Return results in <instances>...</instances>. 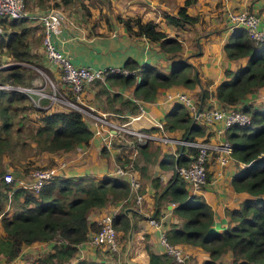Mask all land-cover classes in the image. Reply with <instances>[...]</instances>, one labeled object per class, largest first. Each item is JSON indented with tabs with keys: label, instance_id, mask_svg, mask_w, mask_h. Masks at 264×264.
Returning a JSON list of instances; mask_svg holds the SVG:
<instances>
[{
	"label": "trees",
	"instance_id": "16d2710c",
	"mask_svg": "<svg viewBox=\"0 0 264 264\" xmlns=\"http://www.w3.org/2000/svg\"><path fill=\"white\" fill-rule=\"evenodd\" d=\"M62 3L76 0H60ZM184 0L176 13L163 11L166 23L181 27L198 19L189 14ZM25 7L31 8V0H24ZM57 4V3H56ZM150 39L159 40L160 47L174 55L181 49V42L169 36L165 29L153 20L140 16L126 17L125 25ZM9 29L1 37V47L10 62L0 67V83L12 85H39L43 77L29 65L35 64L36 53L31 47L32 30L36 25L28 18L21 17L5 23ZM37 41L42 33L38 32ZM39 39V40H38ZM33 42V41H32ZM34 43V42H33ZM224 49L231 58L246 56L247 60L234 70L224 71V78L215 87L214 95L224 105H239L250 113L247 124L233 123L226 128V137L231 142V154L235 170L230 183L235 190L247 195L237 207H226L231 222L221 230L212 228L213 209L202 193L189 192L187 181L175 170V163H188L196 154L193 145L177 144L178 152H164L160 166L174 167L168 181L161 184L159 177L147 172L150 160L151 142H137V156L133 166L142 178L150 179L155 187L156 201H174L175 219L165 227V235L173 244H188L201 247L208 257L196 264H222L223 254L229 252L230 264H264V101L245 102L248 93L264 85V39L251 38L243 27H236L224 43ZM36 62V63H34ZM133 72H112L104 81L96 79L95 96L105 94L107 102L119 101V106L107 107L117 113L127 106L131 111L137 108L133 98L111 90L107 84L133 85V96L145 100L155 97L159 88L171 85L192 89L200 81L197 70L186 60L177 59L169 71L148 63L139 64L128 58L123 64ZM46 71V69H45ZM47 72V71H46ZM140 78L137 80L136 75ZM210 92L201 87L196 92V104H207ZM47 102V99H43ZM112 103V102H111ZM54 105L48 108L35 107L21 90L0 87V261L9 262L19 256L23 247L36 241H52V248L32 256L26 264H110L105 260L79 257L72 260L79 243L87 240L92 232L99 229L97 220H89L88 213L93 207L103 206L108 200L125 198L130 191L127 177L116 175L55 174L38 191L14 181H6L3 174L9 166L27 172L33 166L47 167L53 163L54 153L68 151L86 143L92 129L85 119V113L78 109H64ZM163 125L171 130L181 128L182 138L205 139L210 134L208 124L193 120L189 110L181 102H173L164 115ZM148 129V128H147ZM30 150L32 151L30 153ZM45 153L52 158L45 163L36 162L35 157ZM121 163L128 160V153H122ZM32 166V167H30ZM207 171V179H208ZM123 203L112 217L113 226L126 236L134 227L131 215L136 213L125 208ZM159 213L158 206L153 215ZM149 264H180L169 259L164 252L148 248Z\"/></svg>",
	"mask_w": 264,
	"mask_h": 264
},
{
	"label": "crops",
	"instance_id": "0c3cea01",
	"mask_svg": "<svg viewBox=\"0 0 264 264\" xmlns=\"http://www.w3.org/2000/svg\"><path fill=\"white\" fill-rule=\"evenodd\" d=\"M183 3L184 0H76L68 3H62L60 0H31L29 10L34 13H42L55 6L63 11L65 19L60 23L59 30L52 34V39L56 47L66 51L70 55V59L76 64L123 65L128 58H131L139 64L148 63L169 71L177 59L191 63L200 77V81L194 88L188 89L177 85L161 87L151 100L135 98L133 85L107 84L111 90L119 91L123 96L133 98L135 104L144 108L145 112L139 118L131 120L132 125L154 133L160 131L170 137L180 138L183 131L181 128L169 130L163 127L162 130L154 122V120L164 121L166 111L173 104V102L170 103L164 99L165 90L182 89L189 92L195 100L198 89L206 87L210 94L205 104H222L214 95L216 85L224 78L225 70H234L247 60L246 56L231 58L225 52L224 43L234 30L227 26L226 8H249L259 14L258 26L264 29V0H192L186 5V10L189 14L198 16L196 21L185 23L181 27L166 23L162 12L168 11L174 14ZM129 16H140L144 20L149 19L157 22L159 27L165 29L169 36H174L180 40L181 49L175 56L171 55L172 52L165 51L160 47L159 40L150 39L144 34L136 32V25L133 21L131 22L132 29H128L125 25V18ZM29 21L36 25L32 30V47V44L40 43L35 37L41 31V26L35 20ZM5 29V33H7L11 28L8 29L5 26ZM5 33L3 37L6 36ZM36 47L34 44L32 50L38 52V56L35 57L38 59L37 62L42 64L47 71L46 73L56 81L59 90L66 91L67 86L60 80L56 64L46 59L41 44L37 50ZM3 61H7V55ZM96 89V85H88L83 94V101L93 111L116 112L107 106L117 107L119 101L113 99L112 103L107 102L105 94H101L100 98L96 97ZM260 98L264 100V85L254 92L248 93L245 102L260 103L258 102ZM57 107L60 108L59 105ZM50 109L48 108V111ZM127 110L131 111L125 106L122 112ZM85 119L87 120V117ZM221 124L220 121L208 124L207 129L211 132L205 139L217 142L226 137V132L220 134L217 132V128ZM150 142L152 152L150 153L147 172L150 176H158L160 183L164 184L172 175L174 167L160 166V158L164 152L181 153L184 150L178 152L177 144L179 142L177 141H163L155 138ZM121 150L123 151L116 138H113L111 144L106 146L97 136L91 135L86 143H81L71 150L61 153L60 156L64 155L67 159V165L60 170L59 174L81 175L88 173L98 176L112 174L117 163H121L123 159ZM125 152L129 153V151ZM136 152V155L139 156V151ZM215 155L216 153H213L208 161L209 178L207 182L199 190L194 191L189 187L188 190L204 195L213 209L212 228L221 230L231 222L225 208L237 207L247 192L235 190L230 183V176L236 168L234 159H229L227 164L221 165L216 160ZM39 159L37 156L35 161L42 162V159ZM174 166L176 167V163ZM10 169L17 176L25 174L20 168ZM140 178L139 176L141 182ZM142 190L140 201H136L133 195H130L126 200L129 203L128 207H130L127 211L128 214L130 215V210L136 211L131 215L134 227L126 236L117 229L120 235H118V249L112 251L104 245H93L84 240L79 243L72 260L87 257L94 260H105L110 264H149L148 248L159 253L162 251V245L159 242L160 229L148 223L147 215L161 218L164 227H167L176 215L173 212L172 201L168 199L156 201L154 198L155 187L149 178L144 179V181L142 178ZM122 200L123 198L110 199L103 206L91 208L88 219L98 221L106 212L114 211L117 213L122 205ZM157 206L159 213L155 216L153 211ZM1 232L2 227L0 225ZM180 245L190 251L191 254L196 255V263L208 257V252L201 247L188 244ZM51 248L52 241L32 242L23 247L19 256L9 262L1 260L0 264H26L35 254ZM225 254L229 256V252Z\"/></svg>",
	"mask_w": 264,
	"mask_h": 264
},
{
	"label": "built area",
	"instance_id": "2783aa9c",
	"mask_svg": "<svg viewBox=\"0 0 264 264\" xmlns=\"http://www.w3.org/2000/svg\"><path fill=\"white\" fill-rule=\"evenodd\" d=\"M227 26L230 29L243 27L247 34L255 40L264 39V29L258 26L260 16L249 8L228 7L225 11ZM26 17L29 20H35L41 26L42 43L44 56L47 60L56 64L59 70L60 80L66 84L67 90H59L56 81H54L46 72H43V82L39 85H12L9 83H0V87L14 88L23 91L32 104L38 108H49L59 105L64 109H78L85 113L87 121L92 129V135L97 136L103 145H110L113 138H116L121 148V153L127 154L128 160L125 163H117L114 171L110 175L127 177L130 185L129 194L123 198L122 204L133 195L136 201L142 198V192L139 191L141 182L138 172L133 163L137 155L138 142H146L155 138L163 141L172 140L186 145H193L197 148L196 154L188 163L176 164L175 170L187 181L188 187L192 190H199L207 182L208 161L213 153H216V160L219 164H227L229 159H233L231 154V142L227 137L213 142L210 139H187L170 137L162 132L154 133L139 126L131 124V120L139 118L145 111L141 105H137L136 111L107 112L93 111L84 101L83 94L85 88L96 79L104 81L112 72H133L123 65L94 66L90 64H76L70 59V55L56 47L52 34L57 32L60 23L65 19V14L58 7H50L42 13H34L25 7L24 0H0V38L4 35L5 22L12 19ZM8 61L0 63L1 66L7 65ZM140 78L136 75V79ZM47 99V102L43 99ZM164 99L167 102H181L189 110L196 122H205L206 124L220 121L222 124L217 128V132L224 133L226 128L233 124H247L251 121L250 113L244 111L239 105L231 104H209L199 107L193 96L185 90H165ZM112 116H111V115ZM155 125L163 130V121L154 120ZM61 153H54L55 162L47 167L37 166L32 168L22 176L15 175L10 169L4 172L3 178L6 181H14V185H22L38 191L41 186L55 174L67 165V159L60 156ZM260 155H264L262 152ZM123 156V154H122ZM175 204L174 201L171 202ZM114 211L104 213L99 219L100 227L91 233L87 241L93 245H104L109 250L118 249L117 229L113 226L112 217ZM149 224L160 229L159 242L162 245V251L169 259L180 264H189L191 253L180 244H173L168 241L165 235V227L161 218H155L147 215Z\"/></svg>",
	"mask_w": 264,
	"mask_h": 264
},
{
	"label": "rangeland",
	"instance_id": "374dc122",
	"mask_svg": "<svg viewBox=\"0 0 264 264\" xmlns=\"http://www.w3.org/2000/svg\"><path fill=\"white\" fill-rule=\"evenodd\" d=\"M39 40V39H38ZM40 41V43H34V44H36V50H37V48H39V45L42 43V38H41V40H39ZM34 44H33V47H34ZM42 46V45H41ZM42 52L44 53V51H43V46H42ZM36 53V56H38V52L36 51L35 52ZM5 56H6V54L4 53V51H3V48L2 47H0V63L1 62H5V61H3L4 59H5ZM34 60L35 61H38V59L36 58H34ZM34 63H36V62H34ZM38 64H40V63H38ZM29 65L31 66V67H33L34 69H35V71H37L38 72V74H39V76L41 77H43L44 78V74H43V72H46L45 71V68H42V67H40L39 65H35V64H30L29 63ZM40 65H42V64H40ZM55 81V80H54ZM259 101L258 102H261V101H264L262 98H260V99H258ZM32 151L30 150V153H31ZM63 152L64 151H62V152H60V153H62L63 154ZM39 156V158L40 159H42V162L43 161H45V160H52V158L51 157H48L47 159H46V154L45 153H41L40 155H38ZM64 156V155H63ZM53 157V163L52 164H54V162H55V157L54 156H52ZM36 158V157H35ZM39 159V160H40ZM41 162V161H40ZM41 162V163H42ZM45 163V162H44ZM37 166H39V165H37ZM37 166H30V167H32V168H34V167H37ZM10 168H13V169H17L18 167H10ZM10 168H8V169H10ZM32 168H30L28 171H30ZM12 172H13V170L12 169H10ZM27 171V172H28ZM26 172V173H27ZM119 234L117 233V238L120 236H118ZM118 242H119V239H118ZM44 252V251H43ZM36 255V254H35ZM196 260H197V257H196V255H191V258H190V263L189 264H194V263H196ZM221 262H222V264H230L229 262H230V259H229V256L227 255V254H223V256H222V258H221Z\"/></svg>",
	"mask_w": 264,
	"mask_h": 264
},
{
	"label": "water",
	"instance_id": "95a60500",
	"mask_svg": "<svg viewBox=\"0 0 264 264\" xmlns=\"http://www.w3.org/2000/svg\"><path fill=\"white\" fill-rule=\"evenodd\" d=\"M129 209H130V207L127 206V207L125 208V211H128Z\"/></svg>",
	"mask_w": 264,
	"mask_h": 264
},
{
	"label": "clouds",
	"instance_id": "9594fccd",
	"mask_svg": "<svg viewBox=\"0 0 264 264\" xmlns=\"http://www.w3.org/2000/svg\"><path fill=\"white\" fill-rule=\"evenodd\" d=\"M208 180V179H207Z\"/></svg>",
	"mask_w": 264,
	"mask_h": 264
}]
</instances>
